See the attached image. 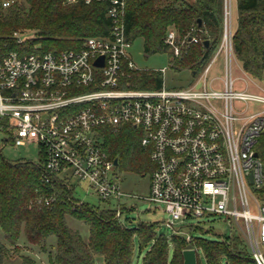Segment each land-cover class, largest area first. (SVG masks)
I'll list each match as a JSON object with an SVG mask.
<instances>
[{"label": "built area", "instance_id": "obj_1", "mask_svg": "<svg viewBox=\"0 0 264 264\" xmlns=\"http://www.w3.org/2000/svg\"><path fill=\"white\" fill-rule=\"evenodd\" d=\"M20 1L2 0V6ZM80 1L92 2L64 3ZM109 1L107 36L89 37L80 49L0 56V129L7 132L6 141L37 143L44 182L55 177L74 190L70 178H76L101 201L115 203L122 222L140 199L164 206L165 224L172 228L178 221L225 216L243 234L255 264H264V86L251 80L257 90L248 83L236 87L234 0H223L221 39L203 68L202 84L163 83L157 89L123 85L126 68L137 69L129 53L127 0ZM13 36L22 43L33 35ZM186 40L173 28L166 37L175 56ZM219 56L224 76L216 89L207 75ZM101 57L103 65L97 66ZM128 125L141 131V146L154 165L145 197L123 189L118 163L104 150V129ZM38 201L50 206L54 197Z\"/></svg>", "mask_w": 264, "mask_h": 264}, {"label": "trees", "instance_id": "obj_2", "mask_svg": "<svg viewBox=\"0 0 264 264\" xmlns=\"http://www.w3.org/2000/svg\"><path fill=\"white\" fill-rule=\"evenodd\" d=\"M236 6L233 45L236 59L248 74L264 82V0H234ZM109 0L80 1L21 0L3 8L0 0V56L11 51L19 54L80 49L93 36L110 33ZM126 32L132 42L143 40L146 55L167 52L171 67L188 68L197 74L204 68L220 42L223 0H174L159 6L157 0H127ZM173 28L187 37L178 56L166 43ZM32 30L34 34L19 43L14 32ZM200 37L199 43L189 37ZM208 40L209 45L204 42ZM161 71L126 68L123 85L130 89L161 88ZM104 150L118 160L121 171L146 174L154 168L149 153L140 145L136 132L123 126L115 131L104 129ZM54 197L50 206L39 198ZM72 218L87 227L88 236L68 223ZM158 223L140 222L130 227L116 216V209L91 206L79 199L73 189L55 177L43 180L41 164L28 160L11 161L0 150V264L12 259V249H19L21 236L47 254L50 264H134L136 246L142 264H183V251L197 250L208 264H255L245 239L238 231L221 240L203 237L187 240L175 234L168 240L157 235ZM201 229L190 226V231ZM52 240L54 242H52ZM172 246V247H171ZM53 247L54 252L51 248ZM19 264H35V259L21 254Z\"/></svg>", "mask_w": 264, "mask_h": 264}, {"label": "rangeland", "instance_id": "obj_3", "mask_svg": "<svg viewBox=\"0 0 264 264\" xmlns=\"http://www.w3.org/2000/svg\"><path fill=\"white\" fill-rule=\"evenodd\" d=\"M174 0H157V4L159 6H163L165 4L171 3ZM235 17H236V6L233 4V25L235 26ZM22 32H27L29 35H33L34 31L25 30ZM181 38V37H180ZM129 53L134 61V64L137 69L141 70H155L161 71L164 78V85L167 88H182L187 87L191 84H196L200 81L202 84L203 69L197 74H193V72L188 69H180L176 70L174 67H171L170 64V56L167 52H159L152 55H146L143 50V40L141 38L136 39L132 42ZM216 55V51H214L208 61H212L214 56ZM209 62V63H210ZM224 76V60L223 56H219L214 63L211 65V69L207 75V84L210 85L213 83V86L216 89L222 88V83L220 78ZM233 78L236 79V87L243 88L246 83L249 84L250 89L257 90V86H255L251 80L255 83L264 86V82L248 75L241 67L239 62L234 61L233 63ZM137 137L139 138V142L141 145V131L135 129ZM8 134L5 130L0 129V150L3 155L11 160H28L33 162H38L41 159V149L40 146L35 143H27L22 146H14L10 142H7ZM147 152V151H146ZM148 153V152H147ZM119 170L121 168L119 166ZM123 175V189L128 193H134L141 197H145L148 195L149 186H150V171L146 174L136 173L131 171H121ZM70 183L72 187H74L75 195L81 199L82 201L89 203L91 206H98L101 209L107 207H113L115 203H108L105 201H101L97 195L91 192L90 188L85 183H80L76 178H70ZM126 204L132 203L130 200L124 201ZM137 208L133 210L126 211L125 217L126 221H123L126 225L130 227H136L140 222L144 223H158L157 235L164 236L171 245V238L176 234V231L181 229L177 234L185 235L190 234L194 238L203 237L208 240H221L223 237L230 236L233 232L235 233L237 230L233 225L230 224L228 218L225 216L218 215H210L205 216L203 218H193L188 221H178L175 223L174 228L169 227L165 224L168 221V215L165 212L164 206L160 204L149 203L148 200L140 199L134 201ZM123 207V206H122ZM128 210V209H126ZM68 223L74 229H79L82 232L84 237L88 236L87 227L72 219L68 218ZM190 224L195 225V227H199L201 229L190 231ZM243 235L241 232H238ZM243 237V236H242ZM244 238V237H243ZM0 240L4 241V235L0 228ZM52 242H54L52 240ZM151 245L149 244L142 251V256L139 257L138 252V244L136 246V257L134 260V264H142V257L145 255L147 250H149ZM172 247V246H171ZM51 247H49L50 249ZM52 252L55 249L51 248ZM21 254H26L35 259V264H50L49 258L47 254L41 253L37 246L30 244L27 242L24 236H21L19 249H12V259L6 261L4 264H19V256ZM201 264H208L202 253H200ZM227 260L224 259L221 264H226ZM96 264H103L101 259L96 260Z\"/></svg>", "mask_w": 264, "mask_h": 264}, {"label": "water", "instance_id": "obj_4", "mask_svg": "<svg viewBox=\"0 0 264 264\" xmlns=\"http://www.w3.org/2000/svg\"><path fill=\"white\" fill-rule=\"evenodd\" d=\"M205 46L209 45V41L206 40L204 42ZM97 66H102L103 65V57L101 59L97 60L95 63ZM118 163V160H115V164ZM183 264H198L197 261V251L194 248H187L183 251Z\"/></svg>", "mask_w": 264, "mask_h": 264}]
</instances>
